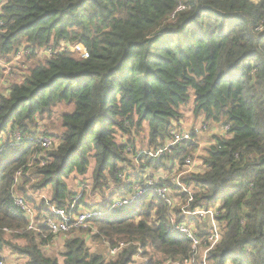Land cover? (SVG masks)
Wrapping results in <instances>:
<instances>
[{"label": "trees", "instance_id": "16d2710c", "mask_svg": "<svg viewBox=\"0 0 264 264\" xmlns=\"http://www.w3.org/2000/svg\"><path fill=\"white\" fill-rule=\"evenodd\" d=\"M0 10L2 55L23 44L35 50L51 42L80 43L88 51L85 58L58 52L0 95V138L9 132L5 144L0 140V240L11 252L0 247L7 264L16 257L22 264H132L139 245L167 260H190L189 239L170 227L178 205L170 206L158 192L167 186L170 200L187 199L170 178L137 203L92 221L100 226L93 238H102L109 249L120 241L137 242L111 258L90 251L85 229L70 231L78 233L65 239L61 256L46 255L43 249L55 236L41 223L53 216L47 200L37 205V229H29L30 217L15 198L22 193L33 204L26 186L37 182L31 190L49 187L48 202L65 208L77 194L64 176L87 174L92 158L93 195L111 186L114 195L131 191L120 177L127 166H136L131 134L147 123L149 145L166 143L191 90L194 118L230 125V136L213 135L215 144L201 153L198 142L188 143L141 168H182L193 150L202 165L183 181L197 190L194 204L219 200L224 211L219 219L226 223L221 242L208 255L211 264H264V0H0ZM62 101L75 110L65 114L59 142L44 148L26 140L38 134L31 128L36 114ZM17 130L22 144L11 146ZM119 134L131 137L119 140ZM86 193L78 207L104 205L96 197L87 203Z\"/></svg>", "mask_w": 264, "mask_h": 264}, {"label": "built area", "instance_id": "2783aa9c", "mask_svg": "<svg viewBox=\"0 0 264 264\" xmlns=\"http://www.w3.org/2000/svg\"><path fill=\"white\" fill-rule=\"evenodd\" d=\"M2 25L3 21L0 19V26ZM75 45L77 50L79 51L80 57L85 58L88 56V51L83 45H81L80 43H76ZM33 51V48L27 46V44H23L18 49H15V51H13L11 54L6 55V59H10L12 62H14L15 59L20 61L24 56L29 55ZM180 121L181 120L173 122V126L171 129L172 135L170 139H167L166 143H164L163 145L157 147L151 146L147 149H142L140 152L137 149V153L133 156V161L137 167L130 164L129 166H127V169H125L124 172L120 174V177L122 179V186L128 185L129 188L132 189L131 191L126 193H117L116 195L109 197V193H114V187L110 188L109 190H106V192L108 193L105 195V197L98 198L99 203H104V205H97L91 209H82L78 207V202L80 201L83 195V191L79 193V195L74 197L73 201L65 208L59 207L47 201L46 206L51 210L53 216H45L41 220V223L47 226L55 236L59 235V233H68L76 229H88L93 226L92 221L95 218L110 215L108 213L117 208L128 207L137 203L144 197L146 193H148V191L151 190L152 187L155 186L153 185L150 187L145 183L146 179L143 178V175L146 174V170L144 171L141 168L143 166L141 164H138V161H141L143 159L140 158L141 156L144 157L143 154H147L145 155L146 158L148 159V161H151L155 158L160 159L161 157L165 156L167 152H171L173 149H181L184 146L189 145L188 143L198 142L199 145L202 146V148L214 145L215 141L213 135H225V137L230 136L227 133L230 129V125L201 121L198 124L193 125L191 131L186 130L185 128H179V130H177V122L180 124ZM204 131L206 133V136L209 135V139L205 143H202V139L200 138L201 135L198 134L202 133V136L205 138L206 136H204ZM47 139V136L26 138V140L32 142L35 140V143L40 144L44 148L52 146L51 143H47ZM22 141L23 133L22 131H18L17 134H15V140L10 145L21 146ZM129 147L128 151L133 152L132 147L131 149H129ZM1 152H3V149L0 148V153ZM198 157L200 156L195 155L193 150H189L188 154L184 157V165L186 164V166H191L192 164H194V158ZM200 164L202 165V161ZM193 168V171L197 169V167L195 168V165ZM20 173L21 172H19L18 175H20ZM170 179L176 182V184L180 187L182 193L188 194L187 199L176 197L177 200H170L167 197V194L169 192V188L167 186L160 187L158 189V192L168 201L170 206L178 205V210L174 211L173 214H171L169 217L170 227L175 231L182 233L185 237L189 239L192 246L193 254L190 260L186 261L185 263L173 260H166L165 262L157 264H208V255L221 242L226 228V223L224 221H220L219 219V217L224 212L223 210H221L222 203L218 200L216 203L211 204L210 206L194 204L197 190H195V188H193L191 185L187 186L182 181V179H180V177H171ZM123 190H126V187ZM110 200L111 202H109ZM15 204L30 217L31 223L29 229H37V218L34 217V211L32 207L24 201L23 197L19 196L15 198ZM178 216L184 220L180 222ZM205 220H210L211 224L209 226H206L205 229L198 231V227L200 225L198 226L196 224H200ZM5 230L8 231L9 229ZM128 244L129 243L126 242H119L117 247L109 249V258L116 256L120 251H123L125 248L128 247ZM202 247L204 249V254L201 255L200 253L199 260L195 262L197 249ZM140 254V250L135 253V255L133 256L132 264H149L146 261L144 262L140 260ZM0 264H6V260L1 255V247Z\"/></svg>", "mask_w": 264, "mask_h": 264}, {"label": "rangeland", "instance_id": "374dc122", "mask_svg": "<svg viewBox=\"0 0 264 264\" xmlns=\"http://www.w3.org/2000/svg\"><path fill=\"white\" fill-rule=\"evenodd\" d=\"M63 49H68V51L72 52L75 56H80L79 51L77 50L75 44H72V43L69 44L65 42H62L60 45L55 44V42H51V44L46 46V48L45 46L36 48L29 55L24 56L20 61L15 59V61L12 62L10 59L9 60L6 59L7 58L6 55L0 54V73H1L0 74V83H1L0 84V95L9 92L8 90L12 84L22 82L23 78L30 73L33 67L37 66L41 62H44V60H46L47 58H50L54 54L64 51ZM193 102H194V91L191 90V97H190L189 102L181 106L180 110L183 111L184 120H181L180 124L177 122V125L179 126V127L176 126L177 130H179V128H185L186 130L191 131V128L193 127V125H196L201 121L205 122L204 121L205 119L203 118V116L199 118H194L193 111H192ZM74 110H75V105L62 101V102H59L56 106H54L50 111L36 114L35 116L36 121L34 125L31 126L32 131H35V129H38L37 130L38 134H36L34 137H37V136L45 137L46 135H44V133H48L50 136H47V138L49 139V140L48 139L46 140L47 143L48 144L51 143V145L54 143H58L60 140V137L62 136V134L64 133L66 129L64 125L65 114L72 113ZM18 131L20 130H17L15 134H17ZM203 133H204V136H206L205 131ZM15 134H13L12 136L14 137ZM131 135H132V138L134 139V142H132V144L135 145V148L138 149L139 152L142 149H147L148 147H151L148 142L149 126L147 123H144L143 129L142 131H140V133H137L134 131V133H132ZM171 135L172 134L170 131V137ZM198 135L202 136V133H199ZM129 137L131 136H127L123 138L119 134L118 139L127 140ZM170 137L168 139H170ZM8 138H9V132L6 131L1 135V138H0L1 143L5 144ZM199 147L200 148L198 152L201 153L202 146L199 145ZM129 149H131V147H129ZM143 155H144L143 159L141 161H138V164H141L142 166L148 161V159L145 156L147 154H143ZM33 156L38 157V155L36 154L32 155V158H35ZM130 157H132V155ZM200 163H201L200 157L194 158V164H192L191 166H186L185 164L182 166V168H179V165H176L173 171L166 169L167 167L151 166L150 168L146 169V174L143 175V178L146 179L145 183L149 185L150 187L153 185H158L160 181H163L166 178L169 179L171 177H176V178L180 177V179H182L183 181L184 177L188 176L189 174L195 173L193 171L194 169L193 167L194 165H195V168L200 166L201 165ZM95 165H96V161L94 158H92L87 174L81 175V174H77L76 172H72L68 176H64L69 188L73 192H75L77 195H79V193H81L82 191L87 192L85 200L89 204L93 202L91 200L94 199L95 197L97 198V201H98L99 197L103 198L105 197L104 195L108 193V192H105L103 193V195L101 194L100 196L92 194V190L95 187V172H94L95 167H96ZM30 171L32 170H29L28 172ZM27 183L29 185L27 184L26 188L29 187L28 189H30L29 195L31 196V200H32L31 202L33 204H36V205H33V204L30 205L34 211V217H36L37 214L39 215V213H41V210L37 208V205L42 204L43 201H46V200L48 201V199L51 197L52 194H51V191L49 190V187L43 188V189L40 188L36 190H31L30 187L33 186L34 184L36 185L37 182H32V183L27 182ZM21 184L22 182L20 183V185ZM110 185H112V182L110 183ZM190 185L193 187L192 184ZM111 188L113 187L111 186ZM19 195H20L19 197H22V193H20ZM113 195L114 193L112 194L109 193V197H112ZM85 205H88V204H84L82 206H85ZM118 214L119 216H122L124 212H120ZM210 224H211L210 220L203 221L202 223H200V226L198 227V231L205 229L206 226H209ZM99 227L100 226H92L88 229H85L82 233V236L86 238L85 240H87V246L89 247L92 253H104L106 257L108 258L109 257L108 251L110 248L109 243L104 241L102 238L101 239L93 238L94 235H96L99 232ZM71 233L72 232L70 233L62 232V233H59V235H57L58 237L54 236V243L51 244V246L45 247V249H43L45 251V254L46 255L56 254L58 256H61L60 252L63 251V249H65V246H64L65 239L67 237H71L73 234H77L78 232L76 231V232H73L72 234ZM2 244L3 243L1 239L0 245L4 250V253L9 255L11 250L6 248L8 247L6 246V243H4L3 245L4 247L2 246ZM134 244H137V242L131 241L129 242L128 247ZM138 247L141 251V254H140L141 261H144V262L146 261L149 264L151 262H152L151 264H157V263L165 262L167 259H170L166 257L162 252L157 251L151 246H148L145 250H143V248L140 245ZM202 249L203 247L197 249L195 262L199 260V254L201 253ZM22 263H23L22 260H20L17 257L15 258V260H12V264H22Z\"/></svg>", "mask_w": 264, "mask_h": 264}, {"label": "crops", "instance_id": "0c3cea01", "mask_svg": "<svg viewBox=\"0 0 264 264\" xmlns=\"http://www.w3.org/2000/svg\"><path fill=\"white\" fill-rule=\"evenodd\" d=\"M182 111V110H181ZM183 112V111H182ZM181 120H184V117L181 119ZM209 139V135H207L205 138H203V136H202V143H205L207 140ZM200 224H198V226H199ZM49 246H51V245H48L47 247H49ZM204 254V249L202 250V252H201V255H203ZM109 258V257H108ZM63 259V257L61 258V260ZM8 264H12V259H9V263ZM208 264H211V262H210V260H209V258H208Z\"/></svg>", "mask_w": 264, "mask_h": 264}]
</instances>
